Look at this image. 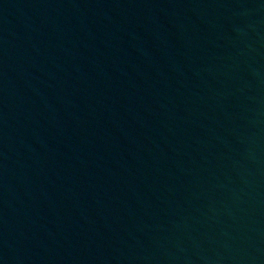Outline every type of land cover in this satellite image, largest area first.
<instances>
[{"label":"water","instance_id":"1","mask_svg":"<svg viewBox=\"0 0 264 264\" xmlns=\"http://www.w3.org/2000/svg\"><path fill=\"white\" fill-rule=\"evenodd\" d=\"M0 264H264V0H0Z\"/></svg>","mask_w":264,"mask_h":264}]
</instances>
